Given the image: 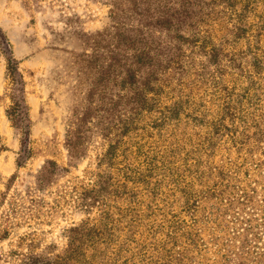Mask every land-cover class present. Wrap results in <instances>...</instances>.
<instances>
[{"label": "rangeland", "instance_id": "1", "mask_svg": "<svg viewBox=\"0 0 264 264\" xmlns=\"http://www.w3.org/2000/svg\"><path fill=\"white\" fill-rule=\"evenodd\" d=\"M118 1L0 0V28L10 46L4 54L0 45V142L4 146L0 150V264H22L30 255L49 261L63 257L70 228L84 221L100 228L104 211L115 219L122 244L126 233H132L131 247L137 251L152 237L156 250L161 246L163 232L169 230L165 220L161 225L163 210L165 219L184 220L177 232H191L192 212L183 207V192L177 191L176 199L166 205L161 199L176 178H188L186 167H193L194 157L201 158L203 171L238 159L226 130L217 137L213 154L205 152L210 149L205 141L211 129L208 124L221 116L219 84L233 89L230 98L239 110L264 111V76L255 88L246 78L253 76L254 62L264 68V0H200L203 9L193 6L197 9L193 27L185 23L170 32L180 37L172 39L164 29L155 30L163 45L157 79H153L156 103L149 100L151 110L142 112L130 131L118 137L116 157H103L117 136L116 129H109L112 112L103 108L119 87L112 80L103 85L104 103L89 92L99 64L108 63L113 39L107 33L113 31L111 10ZM194 34L198 41L191 40ZM7 57L17 61L25 81L28 156L21 152V131L7 115L11 105ZM204 103L207 108H200ZM162 112L168 117L163 118ZM252 157L264 162V141L258 142ZM126 165L132 172L125 170ZM99 174L111 175L112 185L99 193L105 205L84 197L98 188ZM194 179L190 202L207 186L200 175ZM119 182L127 188L115 186ZM162 249L172 251L174 245ZM82 250L90 260L92 246ZM148 252L155 254L152 249ZM128 257L130 252L125 250L117 264H130ZM63 264L86 263L72 257Z\"/></svg>", "mask_w": 264, "mask_h": 264}, {"label": "trees", "instance_id": "2", "mask_svg": "<svg viewBox=\"0 0 264 264\" xmlns=\"http://www.w3.org/2000/svg\"><path fill=\"white\" fill-rule=\"evenodd\" d=\"M193 6L203 9L200 0H119L111 10L113 31L107 33V36L113 39V43L107 52L108 63L99 64L94 85L89 92L90 97L97 94L100 102L104 103L106 91L103 85L112 80L114 85L119 87V92L114 98L109 96L103 108L107 112H112L113 126L109 129H116L114 136L117 135L115 143L109 144L103 157L114 159L118 137L130 131L131 124L140 119L142 112L151 110L149 100L153 103L157 93L153 79H157L159 56L163 53L162 41L154 36L155 30L164 29L172 39L180 37L177 32L175 36L170 35V32L174 33L185 23L193 27L195 24L193 18L197 15V9ZM239 14L240 12L237 16ZM189 20L192 22L188 23ZM237 34L239 36V32ZM194 35L191 40L198 41L197 34ZM195 44L199 46L200 43ZM0 45L2 52L8 53L10 46L1 28ZM6 60V75L11 85V105L7 115L13 126L21 131L24 144L21 152L28 156L30 148L29 123L26 121L27 106L24 101L25 81L18 69L17 61L11 57H7ZM252 68L253 76L248 75L246 78L248 85L255 88L261 85L260 79L264 76L262 75L264 68L258 61L252 64ZM231 84L234 86L235 82L232 81ZM218 90L222 91L223 99L222 105L219 106L222 109L221 116L214 123L208 124V129H211L205 141L210 149L204 151L206 155L213 154L218 142L217 137H221L223 130H226L233 141L232 146L239 156L238 159L229 160V165L225 166L209 165L206 172L201 170V158L194 157L193 167H186L188 178H184L185 180L176 178L172 188L162 199L160 198L166 205L170 200L176 199L177 191L183 192L185 197L183 207L192 212L189 224L191 232L188 230L177 232L184 220L178 217L165 219L163 210L159 214L161 225L165 220L166 228L169 230L163 232L161 246L156 250L157 246L155 242L153 243L152 237L148 243L140 244L141 248L137 251L131 247L132 243H135L134 238H131L132 233H126V241L122 244L115 231L117 226V223H114L115 219L104 211L102 227L96 229L95 226H90L88 221H84L70 228L68 248L63 257L49 261L30 255L22 264H63L72 257L86 264H117L125 250L130 252L128 257L130 264H264V179H257L258 176H264V162L252 157L258 142L264 141V111L258 108L251 113L239 110L237 104L230 98L233 89L221 82ZM150 93L152 96H149ZM202 107L206 109L207 104H201L200 108ZM162 113L163 118L168 117L166 113ZM251 128L254 130L249 134ZM3 148L0 142V150ZM123 157L126 156L123 154ZM126 166L125 170L132 172V168ZM99 175L98 188L88 191L84 197L89 195L93 204L102 202L105 205L106 199L99 193L112 185L111 175ZM126 175L128 176L127 172L125 173L127 178ZM198 175L200 180L205 179L207 186L205 190L202 189L195 194L193 201L190 202L191 190L195 183L193 178ZM115 186L123 190L127 188L123 182H119V185L115 183ZM114 191V188L110 189V192ZM100 198L101 200H98ZM126 223L128 224L129 220ZM153 234L154 232L148 233ZM169 243L174 245L172 251L162 249ZM85 245L92 246L93 254L90 260L82 250ZM149 249L155 250V254L148 252Z\"/></svg>", "mask_w": 264, "mask_h": 264}]
</instances>
